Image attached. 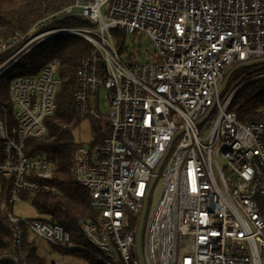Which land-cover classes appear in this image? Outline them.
<instances>
[{"label": "built area", "instance_id": "2783aa9c", "mask_svg": "<svg viewBox=\"0 0 264 264\" xmlns=\"http://www.w3.org/2000/svg\"><path fill=\"white\" fill-rule=\"evenodd\" d=\"M71 17L88 25H56ZM114 32L142 33L154 49L136 46L123 58ZM60 35L92 44L73 103L80 119L100 123L103 138L70 156L72 179L95 211L77 220L88 245L57 222L14 210L36 193H60L50 182L56 159L25 151L47 136L56 110L55 57L11 79L12 117L0 103V176L11 177L0 204L11 240L0 263L32 264L28 239L46 264H141L139 252L144 264H264V121L241 122L232 108L264 79V0H72L0 44V57L10 53L0 78ZM157 185L138 247L136 224Z\"/></svg>", "mask_w": 264, "mask_h": 264}, {"label": "trees", "instance_id": "16d2710c", "mask_svg": "<svg viewBox=\"0 0 264 264\" xmlns=\"http://www.w3.org/2000/svg\"><path fill=\"white\" fill-rule=\"evenodd\" d=\"M71 2L72 0H0V44L13 39L17 33H26L36 21ZM61 23L80 25L85 22L71 17ZM114 33L116 37L122 38L121 33ZM91 49L92 44L81 37L67 35L49 37L22 56L13 69L0 78V103L9 109L12 117V103L8 95L11 79L17 75H34L50 59L55 57L61 59L62 84L56 96V110L46 120L48 134L43 140H28L25 149L27 156L45 153L56 159L50 182L60 189V193H36L29 202L40 218L63 225L73 240L85 245H88V242L77 220L78 218L93 219L95 211L91 207L87 188L72 179L70 156L73 149L80 144L72 133L73 126L80 120L75 113L73 103L75 73L82 59L90 55ZM8 54L2 55L0 61ZM232 108L241 122L264 121V79L244 88L235 98ZM95 129L96 135L91 142L92 146L103 138L98 134L99 127ZM1 146L0 143V149ZM10 186L11 177L0 176V204L7 199ZM10 240L9 227L0 224V252L9 249ZM24 249L28 252L32 264H46L40 259L36 248L28 239L25 240ZM94 264L98 263L94 262Z\"/></svg>", "mask_w": 264, "mask_h": 264}, {"label": "rangeland", "instance_id": "374dc122", "mask_svg": "<svg viewBox=\"0 0 264 264\" xmlns=\"http://www.w3.org/2000/svg\"><path fill=\"white\" fill-rule=\"evenodd\" d=\"M56 25H63L60 22H58ZM80 25H88L86 22L84 24H80ZM72 26V25H69ZM122 34V33H121ZM120 41H119V40ZM116 42L122 47V56L123 58H126L128 56V54L136 47H140L143 49H147L149 52L153 51L154 47L153 44L151 42V40L146 37L144 34L142 33H127V34H122V38H116ZM10 54V53H9ZM7 56V55H6ZM5 56V58H6ZM4 59V58H3ZM1 59V61L3 60ZM239 74V71H237L236 75ZM235 75V76H236ZM234 77V76H233ZM233 77L231 78V80L233 79ZM96 127H100V123H97L95 119L93 118H85V119H80L72 128V133L74 135V138L76 139L77 142L83 143V144H91V142L94 140L95 135H96ZM158 193H159V186H155L153 188V191L151 193V195L149 196L148 199V209H147V213L145 216V222H144V227H143V233L146 229L147 223H148V219L150 216V212L151 209L158 197ZM15 212H17L20 215H24L27 214L28 216H38V213L36 211V209L34 208V206H32V204L30 203H24V202H18L15 205L14 208ZM142 233V235H143Z\"/></svg>", "mask_w": 264, "mask_h": 264}, {"label": "water", "instance_id": "95a60500", "mask_svg": "<svg viewBox=\"0 0 264 264\" xmlns=\"http://www.w3.org/2000/svg\"><path fill=\"white\" fill-rule=\"evenodd\" d=\"M237 68H238V67H234V68L230 71V73L227 75V77L225 78V81H224V83H223V85H222V89H223V88L225 87V85L227 84L230 75H231V74H232ZM146 212H147V200H145L144 207H143V210H142V213H141V217H140V220H139V223H138V227H137L136 242H137L138 247L140 246V238H141V233H142L143 225H144V222H145ZM139 258H140L141 264H144V262H143V258H142V255H141L140 252H139Z\"/></svg>", "mask_w": 264, "mask_h": 264}]
</instances>
